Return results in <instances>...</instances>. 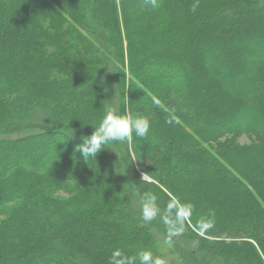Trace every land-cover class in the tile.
<instances>
[{"label": "trees", "instance_id": "obj_1", "mask_svg": "<svg viewBox=\"0 0 264 264\" xmlns=\"http://www.w3.org/2000/svg\"><path fill=\"white\" fill-rule=\"evenodd\" d=\"M196 2L0 0V264H264V0Z\"/></svg>", "mask_w": 264, "mask_h": 264}, {"label": "clouds", "instance_id": "obj_2", "mask_svg": "<svg viewBox=\"0 0 264 264\" xmlns=\"http://www.w3.org/2000/svg\"><path fill=\"white\" fill-rule=\"evenodd\" d=\"M154 3V0H153ZM199 7V2L193 3L191 10L193 12ZM93 127V126H92ZM151 127V122L147 116L134 115L128 112H120L114 108H108L99 125L94 128V131L89 136L82 138V143L75 148L79 152L84 161L88 158H96L98 153L106 148L112 142H127L131 143L133 135L138 138H144L148 135ZM142 177H147L145 173ZM157 197L153 193H148L147 198H143V215L145 220L153 219L158 211ZM191 206L189 205L188 208ZM184 217H177L173 223V228L176 231L173 234H179V228L182 227ZM210 224H205L204 227H210ZM140 264H166L161 258H153L151 252L143 251L139 254ZM113 264H126L125 257H122L119 250L113 253Z\"/></svg>", "mask_w": 264, "mask_h": 264}, {"label": "rangeland", "instance_id": "obj_3", "mask_svg": "<svg viewBox=\"0 0 264 264\" xmlns=\"http://www.w3.org/2000/svg\"><path fill=\"white\" fill-rule=\"evenodd\" d=\"M177 74H175V81H177V79H176V76ZM248 138L246 137V136H242V137H240L239 138V141L240 142H248ZM161 244V248L164 250V252L167 254L166 255V257H168L166 260H169V257H170V252H169V246H168V243H166L165 241H162V243H160Z\"/></svg>", "mask_w": 264, "mask_h": 264}]
</instances>
